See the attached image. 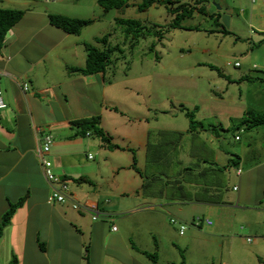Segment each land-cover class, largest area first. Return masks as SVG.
Listing matches in <instances>:
<instances>
[{
    "label": "crops",
    "instance_id": "obj_1",
    "mask_svg": "<svg viewBox=\"0 0 264 264\" xmlns=\"http://www.w3.org/2000/svg\"><path fill=\"white\" fill-rule=\"evenodd\" d=\"M16 1L0 0V6L10 8ZM21 1L27 5L25 14L8 33L0 52V87L8 104L0 110V223L11 202L27 198L0 238V264H10L13 255L19 264H179L183 258L185 264H264V124L228 131L233 140L217 126L222 122L223 129L229 128L248 113H264V66L239 70L240 64L235 70L222 69L224 76L210 67L216 63H197L204 70L193 72L192 78L197 74L202 81L195 88L202 86L203 94L191 102L199 106L198 116L208 117L214 109L218 124L211 126L218 128L211 130V140L216 139L218 149L213 166L197 169L204 177L198 185L209 186L211 202L192 196L181 203L168 194L167 183L156 186V172L151 180L145 174L150 145L158 143L160 127L153 121L159 120L161 103L159 90L137 85L143 80L154 85L153 72L147 70L145 79L133 81L127 73L118 75L120 68L114 65L91 75L71 71L85 66L90 40L84 31L75 35L52 25L49 15H67L62 11L64 3L78 1ZM50 1L62 4L52 7ZM90 8L98 19L107 16L98 0H92ZM263 9L261 5L251 15V19H263L258 28L262 40ZM221 78L226 79L225 85ZM25 82L30 83L27 91ZM217 85L221 86L218 91ZM162 86L169 99L170 85ZM224 94L238 108L224 107ZM97 115L110 143L74 124ZM206 131L197 129L195 134L201 137H195L186 129L182 139L206 145L211 143ZM46 134L54 139L48 157L55 174L68 180L77 201L100 212L98 219L73 208L71 202H49L52 184L37 156ZM233 159L236 165L231 166ZM168 203L179 206L177 213L188 211L182 216L189 222L199 212L210 219L218 214L219 220L211 219L209 231L191 228L181 233L164 225V217L174 209ZM153 253L157 262L148 255Z\"/></svg>",
    "mask_w": 264,
    "mask_h": 264
},
{
    "label": "rangeland",
    "instance_id": "obj_2",
    "mask_svg": "<svg viewBox=\"0 0 264 264\" xmlns=\"http://www.w3.org/2000/svg\"><path fill=\"white\" fill-rule=\"evenodd\" d=\"M77 1L76 5L64 3L62 11L72 17L95 19L92 24L82 29L84 37L88 38L89 42L101 47L104 43H97L96 38L109 34L108 45L122 44V52L116 50L113 53V60H115L113 65L116 66L117 70L120 68L121 71L118 75L127 73L134 81L136 77L145 79L147 70L153 72L151 75L154 77V85L148 83L147 80H143L142 84L138 83L139 85H137L146 90H155V92L159 90L158 97L161 103L158 113L159 120L153 121V125L157 124L160 127V134L158 135V143H152L149 148L148 163L150 165L146 167L147 170L145 171L148 180L153 179L154 172H156V176L154 175V179L157 180L154 181L157 182L156 186L159 188L160 184L167 183L168 190L164 189L163 192L167 190L169 195H175L176 199L178 197L181 203L191 199L192 196L199 197L202 201L211 202L212 196L209 186L205 185L203 188L198 185L204 177L199 175L197 169H202L206 165L211 167L214 163L213 159L218 147L216 139L211 140V130L215 131L218 127H212L215 125L211 126V124H218L214 117L215 112L212 109L208 117L204 113L199 116L196 113V120L206 125L203 128H207L206 136L210 138L211 143L203 145L196 142L192 145L188 139H182V136L186 134L185 130H190V119L187 118L186 110L184 111L182 107L187 108V111H193L195 109L191 102L193 97H199L201 93L203 94L202 86L195 88L196 84L202 81L197 79V74L196 78H192L193 72H199L203 69V67L197 66L198 62L216 63L219 68L221 67V70L227 71L237 68L234 66L237 60L242 64L241 68H237L239 70H244L247 68L246 66H253L254 64L256 68L259 64L264 66V39L262 40V35L258 30L263 19L262 17L251 19L252 13L260 11V6L264 5L263 0H255V2L252 0H204L203 4L206 6L207 13L196 12L191 17L185 18L182 24L187 29L170 27L175 15L167 11L165 5L153 6L148 11L141 12L138 8L141 0H131L130 6L106 11L107 16L98 19L96 15H93L97 12L90 8L92 0ZM81 1H85L87 4ZM187 1L192 5L197 4L196 0ZM16 2L18 3L12 5L9 2L2 4L10 5V8L14 9L24 11L27 9V5L22 4L21 0ZM50 2L48 4L52 7L62 4L61 2ZM32 3H28V5ZM198 6L200 5L198 4ZM262 12L264 13V9ZM117 15L123 18H136L149 27L159 25L168 29H165L160 40L154 36L140 37L137 45L131 48L129 40L128 44H123L126 38V26L117 22ZM223 29H227L231 33H225ZM154 44L156 49L151 51V46ZM206 68L209 69V67ZM221 80L225 85L226 79L221 78ZM162 83L170 85L167 89L169 99L164 95L165 87L162 86ZM172 84L174 86L171 88ZM132 85L130 86L134 88ZM216 87L217 91L221 88L219 85ZM242 88L244 90V87ZM224 98L225 101L222 103L224 107L232 105L233 108H238V105H235L236 102H229L227 94H224ZM197 103L201 104L200 101ZM220 119L226 121L222 114H220ZM237 121H232V124H236ZM219 125L222 126L223 123L220 122ZM163 129L170 132H163ZM223 131L226 132L225 135L228 140H233L231 132L234 130L231 127L225 128ZM190 133L194 134L195 137H201L200 134L196 135L195 131ZM228 140L227 142H229ZM194 155H196L195 158H193ZM203 159H206V162L202 161ZM232 164L231 166L236 165L234 162ZM186 166L188 168L184 169ZM230 170L232 172V168ZM168 198L170 199V197ZM169 206L174 209L170 211L172 214L164 217L165 226L170 224L175 230H178L180 224H184L187 226L186 232H190L191 228H198L191 225L190 220H185L184 217L190 214L188 211H180L179 215L175 211L179 206L174 204H169ZM199 216L207 217V214L199 212ZM172 217L178 218V223L181 219V223L173 224L171 222ZM211 217L213 221L219 220L218 214H212ZM225 217L232 221L229 214H226ZM212 228V226L203 225V228L199 229L209 231Z\"/></svg>",
    "mask_w": 264,
    "mask_h": 264
},
{
    "label": "trees",
    "instance_id": "obj_3",
    "mask_svg": "<svg viewBox=\"0 0 264 264\" xmlns=\"http://www.w3.org/2000/svg\"><path fill=\"white\" fill-rule=\"evenodd\" d=\"M196 1L197 4L192 5L187 0H141V2L138 4V8L141 12H145L148 11L153 6L165 5L167 11H169L172 15H175L170 27L187 29L182 24L185 18L191 17L196 12H200L204 14L207 13L206 6L203 4L204 0H196ZM98 2L104 8L105 11H109L111 9L126 8L130 6L131 0H98ZM198 4L200 6H198ZM24 14L25 11L22 9L5 8L0 6V52L6 45V37L8 33L16 24H18L21 21ZM49 18H50V23L52 25L61 28L67 33L76 34V35H79L85 26L92 24L95 20L92 18H76L64 14H50ZM116 20L119 24L126 26L125 29L126 38L123 44L125 45L128 44V40H129L131 48L137 45L140 37L146 38V37L154 36L158 40H160L163 37L162 34H164L165 29L166 30L168 29L167 27H162L159 25H154L149 27L146 24H143L141 20H138L136 18L117 17ZM223 31L228 34L231 33L227 29H223ZM108 39H109V34L103 37L96 38L97 43H104V45H101V47L100 45H96L91 42L86 43L87 57H86L85 66L70 68V70L80 72L85 75L105 72L109 67H111L115 63V60H113V53H115L116 50L122 52V48H121L122 44L108 45ZM154 49H156L155 44L151 46V51H154ZM210 67L212 69L218 70L221 74H223L221 68L213 64H210ZM182 109L184 111L186 110L185 113L187 117L190 119V131H196L197 129L204 127V124L196 120V113L199 110V106H196L193 111L190 110L187 111V108L185 107H182ZM100 120L101 117L97 115V116L84 118L81 120H76L74 121V124L80 125L88 131L89 130L93 131V133L100 136L103 139V141L110 143L111 139L106 135V132L100 126ZM261 124H264V113H258V114L248 113L240 120V122H237L231 128L234 131H236L239 130L242 126L247 125L248 129H252ZM218 127H220L223 130L221 125H218ZM238 136L240 137V134ZM109 145L112 147L117 146L114 144H109ZM232 161L236 164V159H233ZM221 169L224 170L225 168H221ZM26 198L27 197H23L17 202L10 203V207L3 214L2 221L0 223V238L3 235L5 227L10 224L17 208L24 204ZM148 255L154 262L158 261V258L154 253ZM10 264H19L18 258L15 255L12 256ZM169 264H175V263H169ZM179 264H185V259L183 258L182 262H180Z\"/></svg>",
    "mask_w": 264,
    "mask_h": 264
},
{
    "label": "built area",
    "instance_id": "obj_4",
    "mask_svg": "<svg viewBox=\"0 0 264 264\" xmlns=\"http://www.w3.org/2000/svg\"><path fill=\"white\" fill-rule=\"evenodd\" d=\"M235 66H240V62H235ZM23 89L25 91L30 89V83L25 82L23 83ZM8 107L7 102L4 99V92L2 88L0 87V110L5 109ZM236 139H240V137L237 135ZM53 136L51 134H46L42 142L39 143L38 148H37V156L40 160V163L42 164L44 168V173L46 175L47 180L52 184V190L49 196V202L54 203V202H60V203H66V202H71L73 208L77 210H81L84 212H90L93 214V219H98L100 217V212L96 210V208L89 206L85 203H81L77 201L73 194L71 193L70 190V185L67 179H63L60 176L56 175L54 170H53V162L52 160L48 157L51 151V147L53 144ZM241 169L239 168L238 173H241ZM178 218L172 217L171 222L173 224H180L178 223ZM213 221L208 218V217H203V216H196L192 222L191 225H194L195 227L198 228H203V225H212ZM180 232L184 233L187 229V226L184 224H180ZM113 230H117L116 226H113Z\"/></svg>",
    "mask_w": 264,
    "mask_h": 264
}]
</instances>
